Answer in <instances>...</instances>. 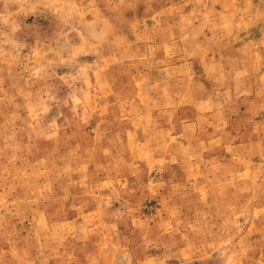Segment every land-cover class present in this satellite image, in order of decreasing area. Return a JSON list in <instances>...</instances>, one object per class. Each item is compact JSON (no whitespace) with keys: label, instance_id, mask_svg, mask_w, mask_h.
Segmentation results:
<instances>
[{"label":"rangeland","instance_id":"rangeland-1","mask_svg":"<svg viewBox=\"0 0 264 264\" xmlns=\"http://www.w3.org/2000/svg\"><path fill=\"white\" fill-rule=\"evenodd\" d=\"M0 264H264V0H0Z\"/></svg>","mask_w":264,"mask_h":264}]
</instances>
